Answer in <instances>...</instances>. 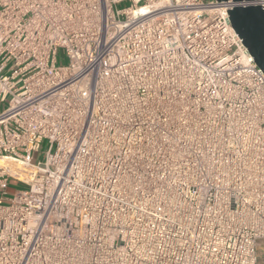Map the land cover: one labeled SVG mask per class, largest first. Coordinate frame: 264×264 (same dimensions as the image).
I'll return each instance as SVG.
<instances>
[{
	"label": "built area",
	"instance_id": "built-area-1",
	"mask_svg": "<svg viewBox=\"0 0 264 264\" xmlns=\"http://www.w3.org/2000/svg\"><path fill=\"white\" fill-rule=\"evenodd\" d=\"M232 7L0 0V264H259L264 74Z\"/></svg>",
	"mask_w": 264,
	"mask_h": 264
},
{
	"label": "water",
	"instance_id": "water-1",
	"mask_svg": "<svg viewBox=\"0 0 264 264\" xmlns=\"http://www.w3.org/2000/svg\"><path fill=\"white\" fill-rule=\"evenodd\" d=\"M217 1L233 4L227 12L231 28L264 74V9L253 5L258 0Z\"/></svg>",
	"mask_w": 264,
	"mask_h": 264
},
{
	"label": "rangeland",
	"instance_id": "rangeland-1",
	"mask_svg": "<svg viewBox=\"0 0 264 264\" xmlns=\"http://www.w3.org/2000/svg\"><path fill=\"white\" fill-rule=\"evenodd\" d=\"M121 6H125V4H122ZM57 63L58 65H63L66 63V56L64 50H58L57 52ZM4 105L0 104L1 110L3 109ZM48 148V143L44 141L41 144V149L40 153L35 155V162H42L45 158V151ZM25 187L18 185L14 180H9L7 183V188H6V194L8 197L14 196L15 192L23 189ZM258 261L259 264H264V246L261 244V246L258 249Z\"/></svg>",
	"mask_w": 264,
	"mask_h": 264
},
{
	"label": "crops",
	"instance_id": "crops-1",
	"mask_svg": "<svg viewBox=\"0 0 264 264\" xmlns=\"http://www.w3.org/2000/svg\"><path fill=\"white\" fill-rule=\"evenodd\" d=\"M0 112H1V108H0Z\"/></svg>",
	"mask_w": 264,
	"mask_h": 264
}]
</instances>
